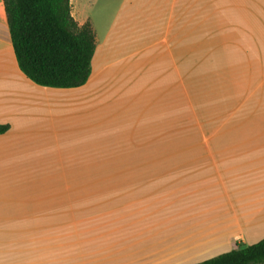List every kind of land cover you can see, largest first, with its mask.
I'll return each mask as SVG.
<instances>
[{
  "label": "crops",
  "instance_id": "obj_1",
  "mask_svg": "<svg viewBox=\"0 0 264 264\" xmlns=\"http://www.w3.org/2000/svg\"><path fill=\"white\" fill-rule=\"evenodd\" d=\"M71 6L95 31L92 73L82 86L56 88L20 69L0 0V124L10 126L0 172L8 153L67 151L117 132L122 123L104 115L127 113L141 81V95L150 92L151 72L181 83L183 73L237 70L241 108L228 116L237 123L207 130L206 159L173 175L112 178L108 192H7L0 175V264H193L264 238V0Z\"/></svg>",
  "mask_w": 264,
  "mask_h": 264
},
{
  "label": "rangeland",
  "instance_id": "obj_2",
  "mask_svg": "<svg viewBox=\"0 0 264 264\" xmlns=\"http://www.w3.org/2000/svg\"><path fill=\"white\" fill-rule=\"evenodd\" d=\"M93 13L100 33L102 25ZM100 22L105 25V20ZM182 75L180 83L173 72H151L150 92L141 95L147 81L130 89L135 98L128 100L127 113L119 119L104 115L108 125L121 127L105 132L96 144L85 142L61 152H41V145L37 152L33 146L32 152L16 154L17 160L8 153L0 172L7 184L1 187L23 193L108 192L112 178L173 175L175 166L206 159L207 130L237 123L228 116L240 112L239 72Z\"/></svg>",
  "mask_w": 264,
  "mask_h": 264
},
{
  "label": "trees",
  "instance_id": "obj_3",
  "mask_svg": "<svg viewBox=\"0 0 264 264\" xmlns=\"http://www.w3.org/2000/svg\"><path fill=\"white\" fill-rule=\"evenodd\" d=\"M20 69L35 83L56 88L84 85L92 73L96 35L79 24L71 0H3ZM0 124V134L9 129ZM193 264H264V238Z\"/></svg>",
  "mask_w": 264,
  "mask_h": 264
}]
</instances>
